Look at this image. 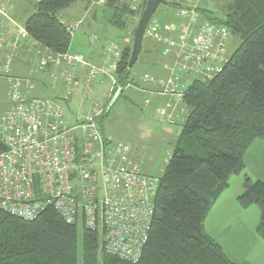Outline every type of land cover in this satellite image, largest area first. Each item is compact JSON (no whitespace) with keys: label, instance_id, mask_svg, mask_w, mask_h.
<instances>
[{"label":"built area","instance_id":"obj_1","mask_svg":"<svg viewBox=\"0 0 264 264\" xmlns=\"http://www.w3.org/2000/svg\"><path fill=\"white\" fill-rule=\"evenodd\" d=\"M105 1L87 0L97 5ZM12 2L0 0V79L6 84V108L0 113V211L30 221L51 206L67 224L98 232L107 255L137 263L149 238L158 178L141 171L129 145L103 136L96 123L102 110L96 106L69 126L56 102L31 95L35 76L50 70V80L62 81L66 88L62 100H68L77 87L78 65L87 69L85 90L101 75L109 79L112 93L120 47L108 43L100 68L79 55H53L31 40L24 27L9 22ZM188 13L179 9L173 15L181 19ZM194 15H187L189 27L176 37L162 35L153 23L144 34L161 44L165 56L171 54L174 61L167 78L141 79L178 105L193 79L213 77L229 57V30ZM77 24L66 26L70 37ZM94 40L91 37L90 42ZM22 51L27 55L25 65L17 61ZM34 55L36 60L30 58ZM151 103L144 100L147 107ZM166 109L158 114L172 123Z\"/></svg>","mask_w":264,"mask_h":264},{"label":"trees","instance_id":"obj_2","mask_svg":"<svg viewBox=\"0 0 264 264\" xmlns=\"http://www.w3.org/2000/svg\"><path fill=\"white\" fill-rule=\"evenodd\" d=\"M75 1L36 0L24 24L29 38L53 55L68 53L71 37L59 12ZM132 2L106 0L113 26L124 29V18L141 16L146 0L137 9ZM195 12L199 20L226 27L240 43L219 73L193 79L182 95L187 116L158 178L153 221L139 261L107 255L100 234L82 227L81 264H236L206 233L205 221L231 177L245 169V152L264 140V0H233L223 12ZM131 48L132 41L120 47L109 102L116 93L123 97L127 84L134 85L133 67H127ZM106 114L103 110L100 117ZM236 204L242 210L259 208L256 232L264 242V180L246 177ZM78 226L67 224L51 206L30 221L0 211V264H79Z\"/></svg>","mask_w":264,"mask_h":264},{"label":"rangeland","instance_id":"obj_3","mask_svg":"<svg viewBox=\"0 0 264 264\" xmlns=\"http://www.w3.org/2000/svg\"><path fill=\"white\" fill-rule=\"evenodd\" d=\"M127 4L132 2V6L137 9L143 0H125ZM169 4L175 5V8L168 6H159L149 23L155 24L160 30L161 24L166 20H176L178 25L184 27L186 25L187 15L197 16L195 12L197 8L207 9L214 12H223L226 6L233 0H165ZM82 0H76L70 7L75 13L71 18H82L84 11ZM106 3V1H105ZM103 5H93V14L96 19L102 20L103 23L91 22L88 17L80 26L75 29L69 46V50H78V54L84 56L98 48H105L108 43L115 42L122 45L123 40L130 34L132 41V33L135 30L140 17L127 16L124 18L126 28L118 29L113 27L110 21L111 11ZM36 0H16L12 5V17L15 22L24 26L27 18L35 11ZM97 6V7H95ZM187 9L190 13L185 15L186 18L176 19L174 12L179 9ZM92 10V7L90 8ZM69 10L59 12V17L63 20ZM193 16V17H194ZM175 18V19H174ZM198 19V18H197ZM69 20V19H67ZM68 22V21H63ZM148 23V24H149ZM169 23V21H168ZM66 24V23H65ZM92 24V25H91ZM127 30V31H126ZM91 37L95 38L94 42H90ZM153 40V39H152ZM154 41V40H153ZM156 42V41H155ZM240 41L233 37L228 43L227 53L230 56L238 47ZM151 44L149 37L143 38L142 50L139 59L132 69L134 78L137 75L152 74L150 70L140 67V59L144 55L146 47ZM86 58V57H85ZM23 58L22 61H25ZM169 61L173 63L174 58L170 57ZM32 62V61H31ZM26 73V71H23ZM170 75L166 76V78ZM6 84L0 79V113L6 108L5 101ZM91 89V88H90ZM85 90L79 84L76 91L70 95L67 101L59 99L64 120L67 125L73 126L76 120L84 113L90 111L93 106L102 108L107 114L96 119L99 130L103 135L115 142H122L129 145L133 151L134 162L139 166L141 171L153 178H159L166 166L169 154L176 146V141L180 132V124H167L161 119L155 111H148L144 106V94L133 89L124 92V96L112 100L108 103V85L104 83L99 86L97 81L92 84V90ZM45 92V93H44ZM59 96L65 93V89L60 88L55 91ZM114 92L111 93L113 95ZM37 94V93H36ZM51 97L46 90L40 91V96ZM100 110V109H99ZM245 169L238 176L231 177L229 180V188L225 191L222 203L218 204L211 213H209L206 229L210 237H212L224 250V253L236 264H264V242L256 232V228L260 219V211L257 206H251L246 210H242L236 206L235 200L243 192V182L245 178H249L251 182L264 180V140H256L245 152L244 155ZM226 203V206L223 204ZM82 225L78 226V243L79 254L78 263L81 264V248L80 238L82 235Z\"/></svg>","mask_w":264,"mask_h":264},{"label":"crops","instance_id":"obj_4","mask_svg":"<svg viewBox=\"0 0 264 264\" xmlns=\"http://www.w3.org/2000/svg\"><path fill=\"white\" fill-rule=\"evenodd\" d=\"M15 1L16 0H13L12 5L15 3ZM83 2L84 3H83L82 9L84 11V16L82 18L75 19V18L70 17L71 15H73L75 13L74 9H70V7L73 4L69 8L65 9V10H69L68 11L69 13L64 15L63 20L59 17L62 21H65V20L68 21V22H65L66 24L63 22L66 26L69 24L78 23L77 27L75 28V29H77L80 26V24L82 23V21H84L86 19V17H88L91 22H97V21L101 22L102 21V20L96 19V15L93 14V7H94L93 4H90L87 1H83ZM91 7H92V10L90 9ZM95 7H97V6H95ZM11 10H12V7H11ZM11 10L8 13L9 22L12 24L18 25L12 17V11ZM62 11H64V10H62ZM67 19H69V20H67ZM168 21H169V23H168ZM168 21L166 20L163 24H161V28H159L160 29L159 32L165 36L176 37L177 35L184 32L187 27H189V24L187 21H186V25L184 27H182V25L179 26L176 20H174V21L168 20ZM101 23H103V21ZM109 23H110V21H109ZM18 26H20V25H18ZM21 27H24V26H21ZM113 27H115V26H113ZM125 28H126V26L124 27V29ZM124 39H125V40H123L124 44L119 45L121 48L126 47L131 42L129 40L130 39L129 31H128V36H126ZM150 41H151V44H149L146 47V49L144 51V55L139 61V63H140L139 65L142 68H146V69L150 70L152 74L137 75V76H135L136 78H134L133 77L134 73H133L131 75V78H132V81L134 82V85L133 84H127L125 89H124V92L127 91L128 89H133L134 91H137L141 94H144L143 95L144 99L145 100L150 99L152 102L149 107L144 105L145 107H147L149 112L153 110V111H155L156 114H158L159 109H161V108L166 109V107H167L166 112L171 117L173 122L172 123L165 122V123L170 124V125L175 123V124H180V126H181V124L184 122V120L186 119V116H187V111H186L185 107L183 105H178V104L172 103L170 101L169 97L159 93L160 89L157 86L144 83L141 79L144 75H150L154 78H161V79L166 78L168 73H170L172 65H173V63H171L169 61L171 54L169 56H165V54L163 53L164 47L161 44L153 41L152 39H150ZM113 43H115V42H113ZM25 44L27 46H31L29 41H27ZM104 51H105V48L104 49L98 48L97 50L95 49L94 52L92 51V52H90L89 55H86V56L76 53V52H78V50H76V49H73V51L68 50V53L74 54V55H79L86 62H89L92 65L100 68L104 64ZM227 55H228V53H227ZM24 56L27 57L26 53L24 51H22V54L20 55V57L17 60L18 62H20L23 65H25V63H26V62L22 63L23 62L22 59L24 58ZM30 58H34L36 60L37 56L34 55L33 57H30ZM138 59H139V56H138ZM86 70L87 69L84 65H78L77 66V68H76L77 87L72 92V94L76 91L79 84H81V86H83L82 81H83V78L85 76ZM35 81H36V88L34 89V91L32 92L31 95L33 97L49 98V97L42 96V95L40 96V91L43 92L46 90L49 94H54V96L51 95L53 98L50 97L49 99L56 102L58 104V106L60 107V109L62 110L59 99L62 100V96L64 94L59 96L55 92L57 89H60V88H62V89L64 88L65 92H66V88L64 87L62 81H57V82L51 81L50 80V70H46L43 75L35 76ZM96 81H97V84L99 86H103L104 83H107V85H108L107 101L109 102V100L111 99V96H112L110 93L111 86L109 83V79H107L106 77H103L101 75H97V77L94 79L93 83ZM92 84H91L90 90H92ZM112 100H114V98ZM95 106L97 107V105H95ZM99 109L102 110V112H103V110H105L102 108H99ZM158 116H159V114H158ZM103 136L106 137L105 135H103ZM224 194H225V192L221 195V197L219 198V200L217 201V203L215 204L213 209L218 204L222 203L223 198L225 196ZM223 204L226 206V203H223ZM236 206H237L236 202H235V207H234V205L231 206L233 211H235ZM212 210H211V212H212ZM207 218H208V216H207ZM206 222H207V219L205 221V230H206V233L208 234L207 229H206Z\"/></svg>","mask_w":264,"mask_h":264},{"label":"water","instance_id":"obj_5","mask_svg":"<svg viewBox=\"0 0 264 264\" xmlns=\"http://www.w3.org/2000/svg\"><path fill=\"white\" fill-rule=\"evenodd\" d=\"M166 4L167 2L165 0H146L144 9L133 33L131 54L127 65L128 70L132 69L138 59L139 54L141 53L142 42L148 23L151 21L159 6H165ZM118 95L119 93H116L114 100L117 99Z\"/></svg>","mask_w":264,"mask_h":264},{"label":"bare ground","instance_id":"obj_6","mask_svg":"<svg viewBox=\"0 0 264 264\" xmlns=\"http://www.w3.org/2000/svg\"><path fill=\"white\" fill-rule=\"evenodd\" d=\"M93 5H97V4H93Z\"/></svg>","mask_w":264,"mask_h":264}]
</instances>
